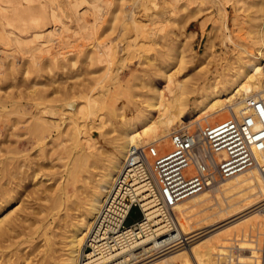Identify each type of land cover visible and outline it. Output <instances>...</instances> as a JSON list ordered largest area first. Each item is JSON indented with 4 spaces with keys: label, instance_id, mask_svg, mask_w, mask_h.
<instances>
[{
    "label": "bare ground",
    "instance_id": "6f19581e",
    "mask_svg": "<svg viewBox=\"0 0 264 264\" xmlns=\"http://www.w3.org/2000/svg\"><path fill=\"white\" fill-rule=\"evenodd\" d=\"M26 1L27 4L24 6L19 4V0H3L2 3L3 9L10 7V11L6 12V14L3 13L7 16L6 23L9 26H16L19 31L23 30L25 25L28 27L27 24L33 23V25H43L50 19H52L51 21L57 19L60 10L63 12L65 10V14L68 13L65 0ZM87 1L95 9H102L100 7L101 2L98 0ZM146 1L147 0H142L141 4L145 5ZM150 1L152 3L153 0ZM233 1L237 3V7L243 11L242 18L245 22L246 36L242 39H232L227 26V42L233 44L230 54L231 57L228 56L229 58L221 63L222 67L214 75L207 76L200 85L193 86L192 90L190 89L192 94H194L192 99L188 94L189 92L185 93V87H187L185 83L188 81L184 80L183 82L178 81L176 83L173 72L171 73V71H167L166 68H164L161 71L159 70V74L165 80L164 86L167 89L168 95L165 94V91L161 87L148 82L150 86L148 88L146 86L148 90L143 94L144 96L141 95V98L133 99L134 101L132 100L133 109L131 108V114L127 117H125V115L124 118L121 117L117 119V123L115 125L111 124L110 128L108 127L105 129L103 127L105 130L101 129L102 126L105 125V119H103V114L100 115L104 113V111L98 112V110L105 107L111 112V110L115 108L113 107L115 105H113L114 101H111L112 104L107 101L109 97L108 94L105 96V90H98L96 92L89 90L77 96L76 98L78 99L75 98L76 95L72 97L69 94L71 97H68L65 101L63 100V104H67V106L60 110H57V107L54 106H34L36 109H33V121L30 120L32 122L28 123V125H30L29 127L25 126V129L28 131H25V134L32 132L29 136L31 138V135H33L34 138L33 143L30 141V143H32L31 148L35 146L36 149L42 151V153L45 150V144L48 142V140L46 141V135L49 134L50 136H48L50 139H48L52 143V145L50 144L52 147L49 148H53V151L51 150V155L55 153V155L53 154L55 157L60 155L56 150L59 148L61 141H55L57 138L55 139L53 137L52 131L56 130V134L65 135L66 141L63 143L62 152L69 158V160L68 158L66 160L67 163L64 161L66 165L63 162L65 169L62 168V171H64L65 185L59 186L57 191L53 190L55 192L50 193L44 191L46 186L44 185L45 188H43V178H36L39 173L37 174V171L33 169L34 167L28 164L31 162L35 166L38 163L36 162L37 158L40 157L41 160H38L40 165L37 164V168L40 170L43 168L41 167V163L45 158L44 155H47V152L38 157H36L38 152L33 154L35 158V160H33L30 156L29 158L26 157L24 154L26 152L23 153L21 147L18 148V145H20L22 141L18 144L15 143V150H13L14 147L11 149L14 153L8 150L11 154H6L7 156L5 155L6 158L4 160L5 168H3L6 169L5 174L7 173L6 179L8 182H6L5 186H1L0 189V241L3 237L8 235V232H10L9 230L15 228L14 226L18 223L14 216L13 218L10 217L12 213L9 212L13 210L14 207L8 210L6 209L7 206L17 198L18 189L23 186L25 180H33L36 178L35 186H37L35 188L32 185L35 190L33 188L31 190H34L37 194L43 192V195L51 201V204L52 200L55 202L53 203L56 204V206L54 205L53 207L56 208L60 204L63 206L57 208L54 212L52 211V214L58 215L59 219H62V222L60 221L59 225L52 228V232L50 231V233L46 225H43L45 226L44 228L42 227L43 231L41 233L45 234L43 235V253L41 259L35 264H77L85 236L93 222L98 206L102 204L111 182L120 170L126 153L132 146L144 145L149 142L157 143L156 141L165 140L171 133V131H169L170 125L177 122L178 119L181 122L185 121L181 118L182 114H188L189 117H193L201 113L205 118L210 114L220 112L224 109L229 112V115L240 114L243 112L244 100L246 97H264V67H262V56H264V0ZM218 2L220 3L218 8L221 11L223 9V7H221V0H218ZM68 3H71V1ZM73 3L78 5L81 3V0H75ZM110 3L111 2H109V4ZM145 8H148V4L147 6L145 5ZM129 19L138 30L142 27L143 24H141V19H137L134 13L130 14ZM37 30L33 33V36L40 38L43 30ZM16 36H18L17 33ZM168 50L166 53L168 60H172V58L176 56L180 57V59L183 57L181 48H178V46L173 48L169 47ZM85 52V55L92 58L94 57L93 55H97L96 48H90ZM170 61H168V66L171 64ZM156 72L158 73V71ZM113 77H115L114 73L112 74V78ZM185 78L187 77H184V79ZM39 89H42L41 91L45 90V88ZM38 92H35L36 96L40 93L41 95L43 94L39 90ZM34 95L33 98H37ZM40 97L41 96H38L39 99ZM41 98L45 97L42 95ZM55 98H57V96H55ZM55 98L53 99L55 100ZM1 100L2 99H0V101ZM190 102L192 103L191 105ZM16 108L18 109V107ZM23 111L25 112L26 110ZM28 111H26V113ZM156 111L157 114H155ZM112 113H116V110H113ZM23 118L25 119V117ZM197 123L198 125H202L200 122ZM10 126H12V124ZM27 128L32 131H29ZM8 130L12 135L11 128L6 131ZM93 130L96 132V135H93ZM141 130L145 131L146 134H142ZM103 133H105V135L107 133V135L103 136L102 141H104V137H106L109 143L108 148L105 150L103 148L101 149V145L98 143L100 134L103 135ZM63 136H61V138L64 139ZM151 137L158 138L149 140ZM13 140L16 141L14 138ZM4 144L5 143H3V145ZM9 144L11 145L10 142ZM9 144L8 147L7 145L5 146L8 149L12 146ZM6 148L5 151L7 150ZM1 149L3 150V148ZM19 151L24 154L21 155L22 157L19 155L15 156ZM3 152L2 154L5 153ZM214 156L218 157L219 155L216 153ZM16 160L18 163L13 164V161ZM50 165L51 164H49V166ZM60 165H62V163ZM25 166H32V172L30 174L25 173L30 171H25L23 169ZM39 166L41 168H39ZM3 170L2 172L4 174L5 170ZM55 170L53 168V171ZM57 172L59 171L57 170ZM219 178H225V180L222 181L220 185L218 184L214 190H217V192L223 195H216V200L212 201L211 195L208 193V188L214 184L213 182H217ZM13 179L15 180L13 181ZM213 182L200 191L192 193L172 205V210L175 204L178 210V214L174 213L178 223L177 232L181 236L185 235V238H187L182 245L175 248H167L166 251L154 255L153 252L160 247L162 241L158 239H143L140 249L131 253L130 256L132 259L144 254L150 257L144 259L145 257L142 256L140 259H135L131 264H260L259 249L262 243V232H264V227L262 226H264V222H262V219L259 217L257 210H264L260 204L264 203L261 202V198H264V177H262L257 166L254 165L229 176L216 177ZM68 184L72 185L73 189L70 193L68 192ZM35 192H32V194ZM33 196L35 197V195ZM23 197L20 196L19 199L21 200ZM50 198L52 200H50ZM19 199L17 198V200ZM31 200L32 199H30V201ZM45 202H47V200H45ZM255 203L258 204L254 206ZM252 205L253 207H250ZM20 206L21 205H19V207ZM249 207L250 209H248ZM25 209H27V207H25ZM24 211L26 212V210ZM24 214L26 215V213ZM17 217L16 215V218ZM262 217H264V214H262ZM20 218H23V216ZM20 218L18 217L20 220L19 223L22 222ZM18 225L19 224H17V226ZM18 256L19 255L13 258L11 256H0V264H24L27 262V255H22L21 258H18ZM142 259L144 260L142 261ZM125 260L128 259L125 258Z\"/></svg>",
    "mask_w": 264,
    "mask_h": 264
},
{
    "label": "rangeland",
    "instance_id": "374dc122",
    "mask_svg": "<svg viewBox=\"0 0 264 264\" xmlns=\"http://www.w3.org/2000/svg\"><path fill=\"white\" fill-rule=\"evenodd\" d=\"M69 1H71V3H68ZM98 1L102 4L99 3L102 8L100 10L92 7L87 0H81V3L78 5L73 3L75 0H65L66 8L68 9H66L68 11L67 14H65V10L64 12L60 10L57 19H53V21L50 19L44 23L45 25H33V23H31L32 26L31 24H27L28 27L25 25L23 30L19 31L16 26H9L6 23L7 16L4 14L10 11V7L3 9V0H0V99H2L0 101V166H2L0 167V171L2 172L5 168L4 160L8 153H14L13 150L16 148L15 143L18 144L22 141V144L20 143L18 148L21 147V151L23 153L26 152L24 153L26 157L29 158L30 156L33 160H35L33 154L38 152L36 156L38 157L47 152L50 158L46 154H43L45 156L41 163V167L43 168L39 166L42 170L37 168V166L40 165V157L37 158L36 161L38 165L36 164L34 166L31 162L28 164L34 167L33 169L37 171V174L39 173L36 178H43V186H46V188L45 186L43 188H45L44 191L46 192H55L59 189V186L65 185L64 171H62V168L65 169L66 164L64 161H66L68 157L62 152V147L66 140L65 135L56 134V130L52 131L53 137L55 139L57 138L54 140L62 142H60V146L56 150L60 154L58 157L54 156L55 153L51 155V150L53 151V148H49L52 147L50 146L52 143L49 140V134L46 135L47 138L45 137L48 142L45 144L43 153L36 149L35 146L31 148L34 138L33 135H31V138L29 137L32 132L25 134V131H27L25 128L29 127L30 125H28V123L33 121L32 113L34 112L33 109H36L34 106H54L57 107V110H60L67 106V104L63 103L68 97H74L76 95V98L83 92L89 90L94 92L105 90V96L108 94L109 97L107 101L109 103L114 101L113 105H115L113 107L115 108H113V110H116L114 114L112 113L113 110L110 112V110L108 111L105 107L98 110V112L104 111V113L100 114H103V119H105V125L102 126L101 129H107L111 127V124L115 125L117 119L121 117L124 118L125 115V117H127L131 114L133 101L144 96L143 94L148 90L146 86L148 88L150 84L154 83L161 87L165 91V94L168 95L167 89L164 86L165 80L159 74L164 68H166L167 71H171V73L173 72L176 83L178 81H188L185 83L187 86L185 87V93L189 92L188 94L192 99L194 96L191 92L193 86L200 85L207 76L214 75L222 67L221 63L229 58L228 56H230L232 52L231 48H233V44L227 42V26L232 39H242L246 36L245 22L242 18L243 11L237 7V3L233 0H221V7H223L221 11L218 8L220 6L218 0H153L152 3L154 1L156 2L153 3L154 6L150 0H147L145 5L147 6L148 4V8H145V5L141 4L142 0ZM109 2H111L112 5L111 3L109 4ZM19 4L24 6L27 4V1L19 0ZM131 13H134L137 19H141L140 21H142L141 24L143 25L139 30L129 19ZM37 29L40 31L43 30L40 38L33 36V33ZM16 33L18 36H16ZM177 46L181 48L183 57L180 59V57L176 56L173 57L172 60L170 59L171 61L168 60L166 55L167 50L169 47L173 48ZM90 48H96L97 50V55H93V58L85 55V51ZM168 61L171 63L169 66ZM156 71H158V73ZM113 73L115 77L112 78ZM184 77L187 78L184 79ZM39 88H45V90L41 91L42 89L40 90ZM38 90L43 93L42 95L45 98H41L42 95L41 93L38 94ZM35 92H38L37 94L41 96V100L36 96ZM33 95L39 100L33 98ZM55 96H57V98H55ZM52 97L55 98V100ZM191 104L190 102V105ZM15 106L18 107V109ZM23 110L29 111L26 113V111L24 112ZM155 114H157V111ZM28 115L31 116L29 117ZM228 115L229 112L226 109L210 114L205 118L201 113L193 117H189L188 114H182L181 118L185 121L181 122L178 119L177 122L170 125L169 131H172L180 124L187 125V127L193 129L198 125L197 122L201 124L213 123ZM22 116L25 117V119ZM11 124L13 127L10 126ZM9 128H11L12 135L9 130L6 131ZM29 131L32 130L29 129ZM141 133L144 135L146 134L145 131L142 130ZM93 135H96L94 130ZM106 135L103 133V135L100 134V137L98 136L99 139L97 138L98 143L101 145V149L103 148L104 150L109 146L106 137H104V141H102L103 136ZM4 136L7 137L5 138ZM61 136H63L64 139L61 138ZM13 138L16 139V141L13 140ZM151 138H149V140L158 137ZM166 139L156 141L163 150L169 149L170 147L169 137H166ZM30 141L32 143H30ZM3 143L5 144L3 145ZM8 144L11 146L9 149L5 147L6 145L8 147ZM13 147L14 149L11 150ZM1 148H3V150ZM8 150L10 152H8ZM2 152L4 154H2ZM22 152L19 151L17 155H12H19L22 157L21 155H24ZM61 156L64 157L62 158ZM55 159L59 162H56ZM17 163V160L13 161V164ZM61 163L62 165H60ZM49 164L51 165L49 166ZM52 165L54 170L57 168L55 171H53ZM32 166L23 167L25 171L30 170L25 173L30 174L32 172ZM4 170V174L0 172V189L1 186H5L6 182H8L6 179L7 173L5 174L6 169ZM57 170L59 172H57ZM36 178L33 180L27 179L28 181L25 180L23 186L18 189L17 198L19 199L20 196H26L21 198V200L15 198L12 201L13 203L11 202L10 205L7 206L6 209L8 210L14 207L13 210H11L14 212L10 211L9 213H12L10 217L13 218L14 216L18 223H16L14 226L15 228L9 230L10 232H8V235L3 237L0 241L1 257L11 256L13 258L19 255L20 257L18 256V258H21L22 255H27V262L24 264H35L42 257V249L44 247L43 235H45L41 233L45 227L43 225H46L50 233L52 228L59 225L60 221L62 222V219H59L58 215L52 214V211L54 212L63 205L60 204L55 208L53 206H56V204H54L55 202L51 198L50 200H52L53 205L51 201L43 195V192L37 194L34 191V187L36 188L37 186H35ZM14 180L15 179H13V181ZM224 180L225 178H219L217 182H213L214 184L209 187L210 189L208 188V193L211 195L212 201L216 200V195H223L214 189ZM32 188L34 190H31ZM72 190V185L68 184V192L70 193ZM32 192L35 193L32 194ZM30 199L32 200L30 201ZM45 200H47V202H45ZM261 202H264V198H261ZM257 204L258 203H255L254 206ZM19 205L21 206L19 207ZM25 207H27V209H25ZM250 207H253V205ZM250 207L248 209H250ZM134 208L136 209L135 212H133ZM24 210H26V212ZM173 210L175 214H178L176 204ZM24 213H26V215ZM257 213L262 219V211L258 209ZM16 215L19 218L23 216V218H20L22 222L19 223L20 220L18 217L16 218ZM139 216V207L136 205L132 206L126 217L125 224L137 220ZM17 224L19 225L17 226Z\"/></svg>",
    "mask_w": 264,
    "mask_h": 264
},
{
    "label": "built area",
    "instance_id": "2783aa9c",
    "mask_svg": "<svg viewBox=\"0 0 264 264\" xmlns=\"http://www.w3.org/2000/svg\"><path fill=\"white\" fill-rule=\"evenodd\" d=\"M169 143L166 150L154 142L128 150L98 206L77 264H131L142 256L147 259L146 254L130 256L140 249L143 239L162 241L154 255L181 246L187 238L177 232L174 203L210 185L216 177L254 165L264 177V97H246L242 113L213 123L193 129L180 124L169 134ZM134 205L140 216L125 224ZM259 252L260 264H264V232Z\"/></svg>",
    "mask_w": 264,
    "mask_h": 264
},
{
    "label": "snow or ice",
    "instance_id": "6c2138e0",
    "mask_svg": "<svg viewBox=\"0 0 264 264\" xmlns=\"http://www.w3.org/2000/svg\"><path fill=\"white\" fill-rule=\"evenodd\" d=\"M135 211H136V209L134 208V209H133V212H135Z\"/></svg>",
    "mask_w": 264,
    "mask_h": 264
}]
</instances>
